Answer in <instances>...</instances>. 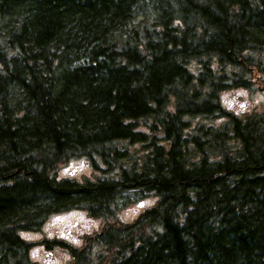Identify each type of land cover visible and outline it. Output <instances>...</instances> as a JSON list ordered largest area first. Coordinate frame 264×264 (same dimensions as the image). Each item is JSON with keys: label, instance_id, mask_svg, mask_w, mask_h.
<instances>
[{"label": "trees", "instance_id": "16d2710c", "mask_svg": "<svg viewBox=\"0 0 264 264\" xmlns=\"http://www.w3.org/2000/svg\"><path fill=\"white\" fill-rule=\"evenodd\" d=\"M263 60L264 0H0V264H264ZM71 210L103 220L81 247L20 235Z\"/></svg>", "mask_w": 264, "mask_h": 264}, {"label": "rangeland", "instance_id": "374dc122", "mask_svg": "<svg viewBox=\"0 0 264 264\" xmlns=\"http://www.w3.org/2000/svg\"><path fill=\"white\" fill-rule=\"evenodd\" d=\"M264 62V60H263ZM263 96L258 91L243 88L229 89L220 94L221 104L240 117L250 113ZM217 120L214 123L220 124ZM98 174L92 169L86 159L71 161L57 171L59 178H93ZM142 203V207L138 204ZM156 204L155 197L136 200L117 211V219L130 223L146 208ZM102 219L91 218L84 211L71 210L65 213L51 215L37 233H21L23 239L38 242L42 239H63L76 247L83 245L84 237L96 232L102 225ZM31 259L38 264H68L70 255L67 249L54 248L48 250L44 245L37 244L31 250Z\"/></svg>", "mask_w": 264, "mask_h": 264}]
</instances>
